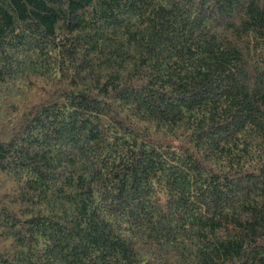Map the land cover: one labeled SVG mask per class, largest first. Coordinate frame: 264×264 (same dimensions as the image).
I'll return each instance as SVG.
<instances>
[{"label": "trees", "instance_id": "trees-1", "mask_svg": "<svg viewBox=\"0 0 264 264\" xmlns=\"http://www.w3.org/2000/svg\"><path fill=\"white\" fill-rule=\"evenodd\" d=\"M0 264H264V0H0Z\"/></svg>", "mask_w": 264, "mask_h": 264}]
</instances>
